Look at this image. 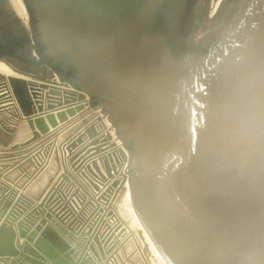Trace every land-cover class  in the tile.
Here are the masks:
<instances>
[{"label":"water","instance_id":"1","mask_svg":"<svg viewBox=\"0 0 264 264\" xmlns=\"http://www.w3.org/2000/svg\"><path fill=\"white\" fill-rule=\"evenodd\" d=\"M22 1L0 61L32 140L100 108L167 264H264V0ZM55 216L50 192L0 203V264H71Z\"/></svg>","mask_w":264,"mask_h":264},{"label":"built area","instance_id":"2","mask_svg":"<svg viewBox=\"0 0 264 264\" xmlns=\"http://www.w3.org/2000/svg\"><path fill=\"white\" fill-rule=\"evenodd\" d=\"M7 77L0 72V128L8 140L0 145V203L26 196L29 186L51 169L43 195L50 192L54 227L67 244L71 264H152L148 246L119 212L122 197L129 194L128 153L102 110L84 103L75 117L32 140L31 131L19 133L22 115ZM90 127L93 139L78 141Z\"/></svg>","mask_w":264,"mask_h":264},{"label":"bare ground","instance_id":"3","mask_svg":"<svg viewBox=\"0 0 264 264\" xmlns=\"http://www.w3.org/2000/svg\"><path fill=\"white\" fill-rule=\"evenodd\" d=\"M11 4L13 5V8L16 12V14L23 19L25 22L27 21L28 14L26 11V8L23 4L22 0H10ZM0 72L4 75H15L10 68L4 63L0 61ZM24 131H27V129L24 126L20 127L19 133L23 134ZM51 171V169H48V171ZM47 172H43L25 191V195L29 198L34 197L35 195H32L30 193V189L32 186H34L44 175H46ZM35 188V187H34ZM37 189V188H36ZM35 189V190H36ZM119 212L122 217V219L127 223L130 230L133 231L134 235H140L138 238L141 239L140 242H142L144 245H147L149 250L151 251L152 257V264H167L164 258L161 256L159 251L157 250L156 246L152 242V240L149 238L147 233L143 230V227L134 211V208L131 204L130 196L129 194L122 197L120 204H119Z\"/></svg>","mask_w":264,"mask_h":264},{"label":"crops","instance_id":"4","mask_svg":"<svg viewBox=\"0 0 264 264\" xmlns=\"http://www.w3.org/2000/svg\"><path fill=\"white\" fill-rule=\"evenodd\" d=\"M47 174L44 175L34 186H32V188L30 189V193L32 195H35L34 197H31L32 200H36L38 197H41L44 193V190H46L49 182L51 181L52 179V176H53V171H46ZM35 187V188H34ZM37 188V189H36ZM36 189V190H35ZM18 243H22L24 242V239H19L17 241Z\"/></svg>","mask_w":264,"mask_h":264},{"label":"flooded vegetation","instance_id":"5","mask_svg":"<svg viewBox=\"0 0 264 264\" xmlns=\"http://www.w3.org/2000/svg\"><path fill=\"white\" fill-rule=\"evenodd\" d=\"M206 1H208V0H206Z\"/></svg>","mask_w":264,"mask_h":264}]
</instances>
